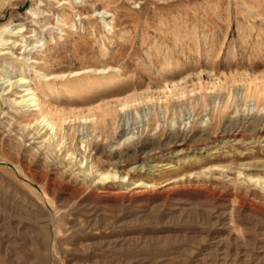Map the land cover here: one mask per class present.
<instances>
[{
  "label": "rangeland",
  "instance_id": "1",
  "mask_svg": "<svg viewBox=\"0 0 264 264\" xmlns=\"http://www.w3.org/2000/svg\"><path fill=\"white\" fill-rule=\"evenodd\" d=\"M0 264H264V0H0Z\"/></svg>",
  "mask_w": 264,
  "mask_h": 264
},
{
  "label": "bare ground",
  "instance_id": "2",
  "mask_svg": "<svg viewBox=\"0 0 264 264\" xmlns=\"http://www.w3.org/2000/svg\"><path fill=\"white\" fill-rule=\"evenodd\" d=\"M19 82H24V79H23V78H20V79L17 80L15 83H12L11 81H9V86H8V87H12V88H13L14 85H15L16 83L19 84ZM24 101L28 103V106L30 107V110H31V111H35V110H36V107L39 106L37 100H36L35 102H31V103H30V100H29V99H25ZM43 121H44V120H43ZM44 123H45V122H44ZM44 126H45L44 128H46L49 132H50V131L53 132V130H54V128H55V125L52 124L51 122H48V121L44 124ZM104 177H107V176H104Z\"/></svg>",
  "mask_w": 264,
  "mask_h": 264
}]
</instances>
